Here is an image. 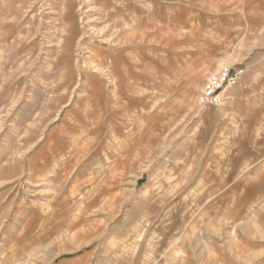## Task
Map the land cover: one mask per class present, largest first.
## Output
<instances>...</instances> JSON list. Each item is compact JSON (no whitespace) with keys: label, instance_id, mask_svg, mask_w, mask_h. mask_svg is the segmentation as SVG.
<instances>
[{"label":"rangeland","instance_id":"obj_1","mask_svg":"<svg viewBox=\"0 0 264 264\" xmlns=\"http://www.w3.org/2000/svg\"><path fill=\"white\" fill-rule=\"evenodd\" d=\"M0 264H264V0H0Z\"/></svg>","mask_w":264,"mask_h":264}]
</instances>
